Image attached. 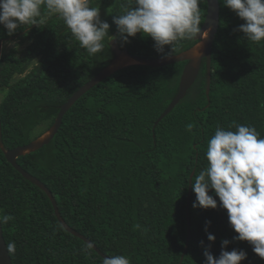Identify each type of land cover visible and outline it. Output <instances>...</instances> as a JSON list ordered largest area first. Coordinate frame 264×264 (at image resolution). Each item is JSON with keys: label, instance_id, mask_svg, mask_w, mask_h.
<instances>
[{"label": "trees", "instance_id": "obj_1", "mask_svg": "<svg viewBox=\"0 0 264 264\" xmlns=\"http://www.w3.org/2000/svg\"><path fill=\"white\" fill-rule=\"evenodd\" d=\"M218 2L208 96L203 60L185 96L155 125L177 92L186 61L160 67L130 65L77 99L49 143L17 158L52 192L65 222L109 257L123 255L130 264H204V251L218 258L221 241L228 239L224 250L247 253L241 264H264L248 242L233 240L238 234L225 209L192 206L193 178L207 165V141L217 127L234 131L229 125H251L264 138V41H248L236 31L244 21ZM125 3L91 0V6L109 8L103 19L110 24L109 35L129 53L162 57L150 37L138 33L127 43L120 38L112 17ZM200 7L203 23L206 4ZM42 14L44 24L23 25L12 35L0 24V38L31 40L0 58V91H6L0 102V138L6 149L31 141L39 124L47 122L49 127L60 106L113 56L109 41L115 37H107L104 50L90 56L56 14L47 16L46 9ZM195 43L183 41L173 54ZM169 51L165 46V53ZM192 172L190 241L181 260ZM209 194L219 204L214 192ZM3 215L14 217L2 226L6 244L16 243L12 264H102L104 258L94 248L86 251L87 243L60 224L45 191L25 179L0 149ZM207 221L214 242L207 240Z\"/></svg>", "mask_w": 264, "mask_h": 264}, {"label": "clouds", "instance_id": "obj_2", "mask_svg": "<svg viewBox=\"0 0 264 264\" xmlns=\"http://www.w3.org/2000/svg\"><path fill=\"white\" fill-rule=\"evenodd\" d=\"M224 6L244 21L236 31L251 42L264 41V0H221ZM209 0H126L121 13L113 15L112 22L124 43L129 37H150L155 50L167 59L183 41L197 39L210 30H201V4ZM56 14L90 56L102 52L106 46L110 24L100 17V7L91 6V0H0V24L9 35L23 25L39 26L46 16ZM111 39L110 41L116 40ZM165 46L171 51L165 53ZM198 55V53H197ZM217 127L207 141L205 157L207 165L195 174L192 189L196 200L193 208L225 209L228 222L238 235L234 241H246L253 252L264 259V138L255 127L245 124L229 125V129ZM191 130L192 125H187ZM37 137V136H36ZM219 198V204L213 195ZM14 220L11 215L0 216V226ZM211 221L206 222L205 231ZM216 237L207 233V240ZM203 243V241L201 242ZM228 239L221 241L218 258L205 250L204 264H241L247 259L243 250H224ZM87 243L85 250H91ZM5 251L15 255L16 243L10 241ZM102 264H130L127 257L115 255L104 258Z\"/></svg>", "mask_w": 264, "mask_h": 264}, {"label": "water", "instance_id": "obj_3", "mask_svg": "<svg viewBox=\"0 0 264 264\" xmlns=\"http://www.w3.org/2000/svg\"><path fill=\"white\" fill-rule=\"evenodd\" d=\"M219 22V2L218 0H209V3H206V14L204 21L201 25V30H210L208 36L205 33L203 36L198 35L197 39H194L196 43L191 47L177 53L173 54L171 57L167 59H162L161 57H141L135 54L129 53L126 46L124 44H119L116 40L109 41L110 48L112 51V58L108 62L107 65L102 67L95 75H93L88 81H86L82 86H80L61 106L60 109L53 121V123L48 127V129L42 133L41 135L35 137L31 141L26 144L15 146L11 149H6L0 138V149L2 150L6 160L10 163L25 179L34 183L38 187H40L45 193L48 195L53 208L54 213L60 222V224L71 234L83 239L86 243H92L87 237L71 228L65 220L60 215V212L57 207L56 200L52 194V192L45 186L43 182H41L37 177L33 176L26 170H24L18 163L17 158L19 156L25 155L27 153L34 152L47 143L53 138L55 133L60 127L62 117L65 112L75 103L77 99H79L87 90L91 87L109 77L111 74L115 73L119 69L130 65H147L152 67H160L168 64H172L175 62L186 61L179 78L178 89L161 113V115L155 121V125L165 116L167 115L176 105L177 103L185 96L188 89L195 82L202 65V61L205 60L206 65V88L205 92L208 96L210 89V71H211V50L212 44L217 32ZM115 39V38H112ZM111 40V39H110ZM6 40L0 38V58L2 56V44ZM198 53V55H197ZM193 172L189 178V188L187 194V202L185 208L186 214V223H187V236L186 242L184 246V251L181 256V260L187 250L189 241H190V220H189V205H190V197H191V178ZM93 244V243H92ZM94 245V244H93ZM6 242L3 236L2 226H0V264H12L11 258L8 253L5 251ZM103 258H107L106 254L102 253L95 245L93 247Z\"/></svg>", "mask_w": 264, "mask_h": 264}, {"label": "rangeland", "instance_id": "obj_4", "mask_svg": "<svg viewBox=\"0 0 264 264\" xmlns=\"http://www.w3.org/2000/svg\"><path fill=\"white\" fill-rule=\"evenodd\" d=\"M93 7H100V17L103 20L105 18V16L107 15L109 8L108 7H104V6H98V5L93 6ZM30 41H31L30 39L20 40L19 38H12V39L6 40L2 44L1 53L3 54L5 52L9 51L10 49L20 50L23 47H25L26 45H28L30 43ZM30 67H31V65L26 70V72L30 69ZM26 72H24L21 75L16 74L15 76H13L12 81L17 80L19 77H22ZM5 93H6L5 90L0 91V102L2 100V97L5 95ZM47 129H48L47 122H43V123L39 124L37 127H35L33 129V131L31 132V135L35 138V136L41 135Z\"/></svg>", "mask_w": 264, "mask_h": 264}]
</instances>
